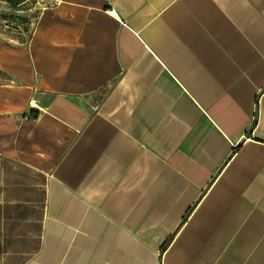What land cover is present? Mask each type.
I'll return each instance as SVG.
<instances>
[{"label":"crops","instance_id":"0c3cea01","mask_svg":"<svg viewBox=\"0 0 264 264\" xmlns=\"http://www.w3.org/2000/svg\"><path fill=\"white\" fill-rule=\"evenodd\" d=\"M0 264H264V0H0Z\"/></svg>","mask_w":264,"mask_h":264},{"label":"rangeland","instance_id":"374dc122","mask_svg":"<svg viewBox=\"0 0 264 264\" xmlns=\"http://www.w3.org/2000/svg\"><path fill=\"white\" fill-rule=\"evenodd\" d=\"M32 2H31V4H32ZM34 7H35V2L33 3V5H31L32 11H30L28 13L27 21H28V26L30 27V29H32L33 26L35 25L36 19H37V16H38V10L36 8H34Z\"/></svg>","mask_w":264,"mask_h":264},{"label":"trees","instance_id":"16d2710c","mask_svg":"<svg viewBox=\"0 0 264 264\" xmlns=\"http://www.w3.org/2000/svg\"><path fill=\"white\" fill-rule=\"evenodd\" d=\"M1 1H4L11 10H17L20 7V5L27 0H1ZM34 117H37V114H35Z\"/></svg>","mask_w":264,"mask_h":264},{"label":"water","instance_id":"95a60500","mask_svg":"<svg viewBox=\"0 0 264 264\" xmlns=\"http://www.w3.org/2000/svg\"><path fill=\"white\" fill-rule=\"evenodd\" d=\"M257 121H258V112H257V118H256V121H255V124H254V126H256V124H257Z\"/></svg>","mask_w":264,"mask_h":264}]
</instances>
